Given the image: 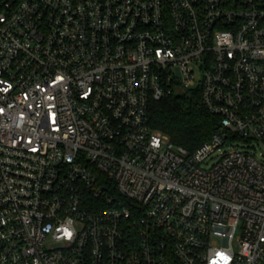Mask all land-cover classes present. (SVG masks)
<instances>
[{
  "label": "built area",
  "instance_id": "2783aa9c",
  "mask_svg": "<svg viewBox=\"0 0 264 264\" xmlns=\"http://www.w3.org/2000/svg\"><path fill=\"white\" fill-rule=\"evenodd\" d=\"M0 264H264V0H0Z\"/></svg>",
  "mask_w": 264,
  "mask_h": 264
},
{
  "label": "trees",
  "instance_id": "16d2710c",
  "mask_svg": "<svg viewBox=\"0 0 264 264\" xmlns=\"http://www.w3.org/2000/svg\"><path fill=\"white\" fill-rule=\"evenodd\" d=\"M219 122L203 104L198 90L178 89L150 105L151 126L190 150L210 139Z\"/></svg>",
  "mask_w": 264,
  "mask_h": 264
},
{
  "label": "snow or ice",
  "instance_id": "6c2138e0",
  "mask_svg": "<svg viewBox=\"0 0 264 264\" xmlns=\"http://www.w3.org/2000/svg\"><path fill=\"white\" fill-rule=\"evenodd\" d=\"M69 235H70V233H69Z\"/></svg>",
  "mask_w": 264,
  "mask_h": 264
}]
</instances>
